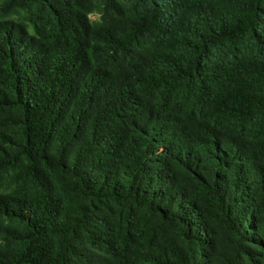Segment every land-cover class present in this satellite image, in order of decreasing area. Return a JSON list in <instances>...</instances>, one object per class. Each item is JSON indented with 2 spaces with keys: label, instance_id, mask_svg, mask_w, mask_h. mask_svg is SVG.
Masks as SVG:
<instances>
[{
  "label": "trees",
  "instance_id": "1",
  "mask_svg": "<svg viewBox=\"0 0 264 264\" xmlns=\"http://www.w3.org/2000/svg\"><path fill=\"white\" fill-rule=\"evenodd\" d=\"M0 264H264V0H0Z\"/></svg>",
  "mask_w": 264,
  "mask_h": 264
},
{
  "label": "rangeland",
  "instance_id": "2",
  "mask_svg": "<svg viewBox=\"0 0 264 264\" xmlns=\"http://www.w3.org/2000/svg\"><path fill=\"white\" fill-rule=\"evenodd\" d=\"M91 18L95 19V18H96V15H95V14H93V15L91 16Z\"/></svg>",
  "mask_w": 264,
  "mask_h": 264
}]
</instances>
